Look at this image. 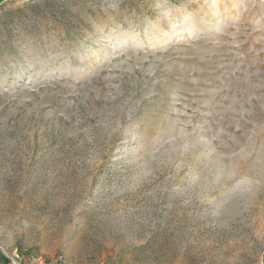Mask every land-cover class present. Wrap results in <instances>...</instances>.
Segmentation results:
<instances>
[{
  "label": "rangeland",
  "instance_id": "1",
  "mask_svg": "<svg viewBox=\"0 0 264 264\" xmlns=\"http://www.w3.org/2000/svg\"><path fill=\"white\" fill-rule=\"evenodd\" d=\"M264 264V0H0V257Z\"/></svg>",
  "mask_w": 264,
  "mask_h": 264
},
{
  "label": "built area",
  "instance_id": "2",
  "mask_svg": "<svg viewBox=\"0 0 264 264\" xmlns=\"http://www.w3.org/2000/svg\"><path fill=\"white\" fill-rule=\"evenodd\" d=\"M63 258H42L36 255H29L22 259L9 257V264H60Z\"/></svg>",
  "mask_w": 264,
  "mask_h": 264
},
{
  "label": "crops",
  "instance_id": "3",
  "mask_svg": "<svg viewBox=\"0 0 264 264\" xmlns=\"http://www.w3.org/2000/svg\"><path fill=\"white\" fill-rule=\"evenodd\" d=\"M0 264H4V262H3V260H2V258L0 257Z\"/></svg>",
  "mask_w": 264,
  "mask_h": 264
}]
</instances>
